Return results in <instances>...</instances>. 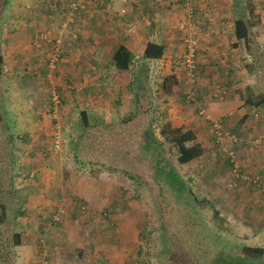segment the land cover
Here are the masks:
<instances>
[{"label":"crops","instance_id":"1","mask_svg":"<svg viewBox=\"0 0 264 264\" xmlns=\"http://www.w3.org/2000/svg\"><path fill=\"white\" fill-rule=\"evenodd\" d=\"M52 1L31 0V3L34 4L32 8L37 10L28 12L29 21L25 23L23 20H19L14 26H6L4 33H2L3 39L6 40V45L1 53L3 62L7 59L5 63L7 68L10 67L8 76L10 78L14 76L16 81L15 94L21 103V110L25 111L27 115H31L28 112L32 113L29 119L32 129L28 134L34 143L39 142V139L42 140L44 134L50 133V126L53 121L44 110L45 103L52 91L62 95L58 123L63 125L65 124L64 120L69 117L68 114H74V109L77 106H95L97 111L102 114L103 109L109 107L106 105L108 100L112 103H120L121 108L125 109L127 113H132L141 105V102L139 104L135 102V97L140 96L142 87L144 92L142 94L145 96L142 108L146 107L147 102L149 108L159 111L155 127H158V124H171L173 127L191 130L196 134L197 141L203 146V149L208 148L209 136L206 132V126L194 114L193 110L198 106L199 111L200 108L204 107L202 105H207L208 103L204 101L206 98L197 92L196 99H191L196 100V105L188 107L182 103L186 96L185 93L189 91V82L183 73L181 62L182 38L189 29L198 35L200 43L199 69L204 79L214 80L219 71L223 77L230 76L232 83L235 84L234 81L239 80V75L236 73L245 71V68L244 60L238 59V56H241L239 48L233 46L235 41L232 38V0H191L194 4L195 13L192 20L187 18V12L185 13L186 10L184 11V7L181 6L183 0H128L127 4L112 2L111 0H94L92 4L93 19H82L64 34L62 58L54 72L48 69V47L43 45L40 49H35L31 45L35 34L49 30V24L58 18L55 17L54 20L48 21L52 5L56 6L58 11L61 10L60 4ZM251 1L256 8L255 14L260 18V24L256 31L257 37H259L257 42H260L258 47L262 51L264 50V39L262 38L263 43L260 39L264 31L260 32V30L264 26V0ZM21 13L16 11L17 15L15 16L19 17L22 15ZM22 17H27V15L23 14ZM76 31L78 32L77 40L69 43L70 34ZM207 31L213 33L211 39H206L204 34ZM149 43L164 46V54L161 59H143L144 51ZM0 46L3 47L1 41ZM121 46L126 48L132 56V65L126 72L118 71L112 60L115 52ZM3 51L6 56H4ZM221 61L224 62L222 65ZM89 75L93 77L92 82L88 80ZM122 78L125 80L121 81ZM167 78H171V80L167 81ZM69 83L76 87V91H81L78 94L79 97H76L77 93L67 86ZM194 85L202 86L199 78ZM89 90L93 91V94H89ZM232 92L235 96L230 102L227 101L225 104L215 106L212 103L208 104L212 115L223 118L228 113L229 116L239 117L238 123L243 127V133L247 136L254 137L261 133L264 123L261 120H257L260 124L254 123L252 118L243 119L245 101L241 99L238 89ZM43 96V102L38 106L37 102ZM259 100L254 99L252 101L256 103ZM123 115L125 114L123 113ZM228 123L231 127L232 123L235 124L234 119L231 117ZM236 130L238 133V128ZM157 132L158 130H156ZM26 143L28 140L25 141L24 146L21 144L15 146V148L19 147V152L16 151L15 154L19 156V160L16 163L18 167L13 170L18 177L14 182V196L12 193L8 196L3 195L2 199L0 198V227L3 226V222L4 224L16 225L14 246L16 261L22 254L26 264H35L42 252L40 242L44 240L53 246L52 250H49L50 255H45L49 258V263L65 264L64 254L57 257L55 254L60 250H66L73 254L77 253L82 248L80 242L86 232L79 229V233L77 232L75 236H72L69 231L75 223L68 216L67 219L70 222L69 227L66 228L69 229H65V233L58 232L54 230L53 226H63L61 221L52 224L51 218L47 217L58 194H68L73 200H75L76 195L78 196L76 192L79 190L78 188L66 186V183L62 185L60 182L59 184V180H56L54 176L62 175L64 171L72 169V167L62 163V156L65 152L57 153L49 151V149L43 151L40 150L43 146L39 145L40 148H37L34 144L31 145L35 148L31 146L29 149L30 144ZM33 148L36 151L34 154L31 151ZM263 148L264 144L261 149ZM263 151L261 150L250 160L249 156L245 155L248 160L244 159L242 162L244 170L248 169L247 164L250 162L258 165L263 164L264 157L261 154ZM42 152H44V156L48 152L49 157L41 158ZM33 155L37 157L35 158ZM257 169L247 172H252L253 175ZM90 172L96 171L91 169ZM229 182L226 185L229 187V193L226 197H222L227 203L228 212L224 216V221H231L232 224L237 220V216L241 219L237 210L232 209L233 206L241 209L249 203L251 210H255L259 204V199L264 200V195L260 196L261 192L241 184V186L236 184L234 189L231 187V179ZM13 197L17 203H20L18 208H21L26 216H17L15 209L14 220L8 213L3 220V204L5 202L12 203ZM69 204H72V215L77 219L79 216L76 214L77 203H73L71 199ZM229 205L231 206L230 209ZM24 206L25 209H23ZM247 215L250 216L245 217L246 220L247 218H255L253 213L252 215L247 213ZM75 227L77 226L75 225L73 228ZM56 242L59 245H56ZM65 243L67 246L63 247ZM42 254L46 253L43 251ZM68 264H76V262L71 260Z\"/></svg>","mask_w":264,"mask_h":264},{"label":"rangeland","instance_id":"2","mask_svg":"<svg viewBox=\"0 0 264 264\" xmlns=\"http://www.w3.org/2000/svg\"><path fill=\"white\" fill-rule=\"evenodd\" d=\"M3 1L5 2L3 3ZM114 2L127 4L128 0H125V3L121 1ZM3 4L4 6L2 7ZM33 5L34 4L31 3V0H0V41L3 46L1 47V53L2 49L6 45V40H4L2 36L5 27L8 25L14 26L19 20H23V22L27 23L29 21L28 12L37 10L36 8H32ZM181 6L184 7L185 11L186 9L183 2ZM16 11L22 12L21 14L27 15V17H22V15L19 17L15 16L17 15ZM262 31H264V26L260 32ZM189 34H193L194 39H196L198 47V60L200 45L199 37L195 32L189 29L186 35L184 33L185 36H183L184 38L182 39L184 40L189 36ZM204 35H206V39H211L213 33L207 31ZM262 38L264 39V33L260 39L263 43ZM257 40H259V37L256 38V43L257 45H260L258 44L260 42H257ZM182 51H185L184 45ZM4 56H6L5 52ZM240 58L242 60L245 59L248 63H252L253 61L252 55L249 52H244V55L241 54V56H238V59ZM6 60L7 59H5L3 64L0 65V104L3 112V121L0 123V166L8 172H11L13 169L18 167L16 163L19 160V156H16L15 154L16 151L19 152V147L15 148V146L18 144L24 146V143L21 141V143H19V140L14 141L17 137L23 136L26 141L28 140V143L30 144L28 146L29 149L33 146L31 144H34L37 148H40L39 145L43 146L40 150L45 151V149L50 147L49 143H53L54 134H59V137L62 135V138H59L61 144L63 143L65 145V148L62 149V152H65L62 156V163L64 165H70L72 169L64 171L62 175L57 174L54 176L56 180H59V184L60 182L62 185L66 183V186L78 188L79 190H76L78 196L76 195L75 200H73V198H70L68 194H58L55 198L56 202H54L51 206V212L47 218H51V221L55 218L57 222L53 223L61 221L63 226H53L54 230H57L58 232L65 233V229H69L66 228L69 227L68 224L70 222L68 221L67 216L75 223L73 224V227L75 225L77 226L75 228H70L69 233L72 236H75L77 232L79 233V229H81L82 232L85 231L86 235L81 240V244H79L82 247L88 245L89 243H93L95 245L94 247L96 248V251L94 257L96 264H162L164 258L160 256L161 251L158 248L157 242L154 240L149 243L140 236L145 226L154 229L159 221L169 223L173 226L175 222V214L176 216H181L180 222L182 221L181 229L177 231L176 238L181 241L182 246L186 245L188 239V245L193 250H189L191 254L188 253L187 257L195 255L202 260L210 259L212 252L216 249L215 242L217 235L215 228H218V226L221 227V230L219 231V239L222 240V242L220 243H222L223 246L228 247L226 249H236L244 246L264 248V200L259 199V204H257L255 210H251L249 203L241 209L233 206L232 209L237 210V214L241 216V219L237 216V220L232 224L231 221H224L223 223L225 224H220V221L215 219L216 215H214V209L219 210L221 213V215L219 214V217L222 220H225L224 216L228 214L226 207L227 203L224 202V198L222 196L226 197L229 193V187L226 185L230 183V179L231 187L234 189L236 188V184L238 186L243 185L247 188L253 189L254 191L261 192L260 196L264 195V163L258 165L257 163L250 162V164H247L248 169L246 170H244V166L242 165L244 159L248 160L245 155H248L250 160L254 158L255 155L260 153L261 150H264V148L261 149L264 141L262 142L261 147H258L253 153L248 152V148H244L247 147V144L253 141V139L263 136L264 128L261 129V133L255 135L254 137L247 136L243 133V127L240 123H238L239 117L235 118L234 116H229L227 113V116L218 118L213 116L211 113L212 111L208 108L209 103H212L215 106L217 104H225L227 101L230 102V100L235 96L232 94V91H235V89H238V91H244L247 89L249 94L252 93L254 95L253 97L256 100H259V94L264 93V76L260 80H255L251 77V75L247 74L246 70L241 72L239 71L236 73V75H239V83L233 84L230 76L223 77L218 71L214 80L207 78L204 79L202 76H199V82L202 86H195L193 83L189 82V91L185 93L186 96L182 103L188 107L196 105V100L191 99H196L197 92L199 95H204L203 97L206 98L204 101L208 104L202 105L204 107L200 108L199 111L198 106L193 108V110L197 117L200 116V120L206 126V132H208V136L210 138L208 137V148H204L205 154L199 160L184 168L177 166L178 171L187 181L188 178L191 179V182L188 181L189 188L192 189V192H194L197 199L196 205H191L190 208L183 210L187 206L183 207L182 202L173 201L172 203L170 200L171 197L166 194V191H164L161 195L159 191L157 192L156 186L153 185L152 180L150 179L151 170L147 160L135 161V167L132 169L131 159L128 167L124 166L120 163V161L113 160L116 155L112 156L111 149L117 147L119 150V147L115 144V142H111L114 135L118 134L122 137H128L131 135L137 139L140 133L139 130L141 129L140 126L142 124L158 119L157 116H159V111L149 108L147 102L146 107L144 109L142 108L143 101L145 100V96L142 94L144 93L143 91L140 93V96L142 95V100L140 101L141 105L139 109H136L132 113H127L125 109L121 108L120 103H112L108 100L106 105L109 107L103 109L102 114L97 111L95 106H77V108L74 109V114H68L69 117L64 120L65 124H61L62 126L58 123L60 114L56 121L49 116L53 121L51 122L50 133L44 134L42 136V140L39 139V142L34 143L33 139L30 138V135L28 134V132L32 129L30 124L31 120L29 121L32 113L28 112L31 115H27L25 111L21 110V103L18 96L15 94L16 81L14 76L11 78L8 76L10 67L7 68V64L5 63ZM222 63L224 62L221 61V65ZM262 69V73L264 74V66ZM185 72L186 71L183 69V73L186 76ZM88 77V80H91L92 82L93 77L91 75ZM124 80L125 78H122L121 81ZM255 85H259L261 88L260 93H258L256 88H253ZM67 86L71 88L70 90L73 89L75 93H77L76 97H79L78 94L81 92L80 90L76 91V87H74L71 83ZM89 94H93V91L89 90ZM241 95L242 94H240V96ZM187 96H189V98H186ZM108 97L110 99V95ZM43 98L44 96L41 97V99L39 98V102H37L38 106L42 104ZM81 111L87 113L89 121L99 120L103 126H100L96 135L93 136L94 143H92V145L94 146L95 152L91 153V155H96L98 159L102 157L106 161L105 164H108L111 160H113L114 164L121 165L118 166V171H109L107 168H103L101 170L94 169V171L97 172V175L93 176L90 172L91 166L89 160L87 159V152L81 155L82 160L80 161L79 166L73 162V154L69 147V141L73 139L71 134L75 135L80 130ZM123 113L125 115H123ZM243 113L245 115L243 119L252 118L254 123H258L257 120H261L264 123V109L261 106H254L251 108L247 105H243ZM231 117L234 119L235 124L232 123V126L230 127L228 120ZM125 119H132L133 121L126 125H120L121 121L124 122ZM212 123H217L223 130L233 133L242 141L241 145L243 146L236 147L234 149L239 167L238 175L241 178L234 176L232 173V166L228 162L226 152L223 151V148H219L217 144L214 143V139L210 136L209 129L211 127L210 124ZM104 125L106 126L104 127ZM236 128L239 130L238 133ZM11 140H13V142H11ZM12 145L13 149L10 148ZM34 148L31 150L33 154L36 152ZM132 150L135 151V148L132 145H129V150L124 149L127 153H130ZM10 151H12L11 155ZM98 153L101 155L98 156ZM165 153L168 158L171 157L168 152ZM261 154L262 157H264V151L261 152ZM33 156L35 158L37 157L36 155ZM46 157L48 158L49 156H41L43 159ZM255 168L259 169H257L256 173L253 175L252 172H247L249 170L255 171ZM122 169H126L130 173H133L136 177L139 176V180L143 184H132L129 180L123 178L124 176H122V172H120ZM11 175L17 174H1L0 178L3 176L1 179H6L9 182ZM243 177H245V181L243 180ZM8 185L9 183H6L4 188L1 187V191L5 195H7L8 190L6 192L4 189L9 188ZM71 199L73 203H77L78 205V209H76V214H79L77 217L78 220L72 215V204H69ZM198 201L202 202L199 203ZM166 202L172 203L171 206L166 207ZM19 204L20 203L16 204L15 202H5L3 207L6 216L8 213L14 220L13 214L15 209L17 216H26L25 212H23L21 208H18ZM212 207H214V209H212ZM228 207L229 209L231 208L230 205ZM23 209H25V206ZM247 213H250L251 215L253 213L255 218H247L246 220L245 217L250 216L247 215ZM16 230V225L13 226L11 224L7 225L6 228L0 227V264H23L25 261L22 254L19 258H17V261L15 258L14 246L16 241ZM86 242H88V244H86ZM55 244L57 245L58 243L56 242ZM40 245L42 246L40 248L42 249V252L35 264H38V261L43 257H45L48 261L49 258L45 255H50L49 250H52L53 248V246H50L44 240L40 242ZM65 246H67L66 243L63 247ZM140 248L144 253L142 256L138 257L137 253ZM43 251L46 254H42ZM63 251L60 250L55 254V256H62L61 254H64L66 260L65 264H68L71 260L75 261L76 253L73 254L72 252L68 253L66 250ZM221 251L225 250L222 249Z\"/></svg>","mask_w":264,"mask_h":264},{"label":"trees","instance_id":"3","mask_svg":"<svg viewBox=\"0 0 264 264\" xmlns=\"http://www.w3.org/2000/svg\"><path fill=\"white\" fill-rule=\"evenodd\" d=\"M57 2L60 4V11L57 10L56 6L52 5L49 11L50 15L48 19H54L55 14H61L64 11V7L66 6L68 0H53L52 2ZM5 1H3L4 3ZM193 3V2H192ZM194 5V4H193ZM4 4L2 5V7ZM233 7V26H232V38L234 39V47L239 48V51L242 55L244 52H249L252 55L253 61L252 63H248L244 59V68L247 71V74L251 75L255 80L262 79L264 74L262 73L264 66V51L258 47L256 43L257 31L256 28L260 24V18L255 14V6L251 0H232ZM1 12V9H0ZM61 12V13H59ZM48 14V13H47ZM195 13L189 19L194 18ZM49 21V20H48ZM75 26V25H74ZM74 26H72L69 30H71ZM70 38V37H69ZM71 39V38H70ZM69 39V43L72 41ZM32 45V42H31ZM33 47V46H32ZM164 46L158 45L154 43H149L146 46V49L143 54L144 60H157L161 59L164 54ZM246 56V54H245ZM113 65L120 72H126L129 70L132 65V56L129 51L124 47H119L113 56ZM262 61V62H261ZM182 68L186 71L187 80L189 81L188 71L183 66V58L181 57ZM3 64V57L1 55V46H0V65ZM199 60L196 61V67L192 71L193 77L195 81L198 80L199 76H202L201 71L199 69ZM200 74V75H199ZM167 81L171 80V78H167ZM239 80H235L234 83L238 84ZM256 88L258 93L261 92V88L259 85L253 86ZM142 92V87H141ZM241 95V99L245 101V104L249 107H259L261 106L264 109V93H260V100L258 102H253L255 98L251 93L249 94L248 90L239 91ZM246 94V95H244ZM62 97V95H61ZM142 100L141 96L135 97V102L137 104ZM200 118V116H199ZM3 121V112L0 104V123ZM80 130L75 135L71 134L72 140L69 141V147L73 154V162L79 166L80 161L82 160L81 155L87 152V159L90 162L91 169L101 170L103 168H107L109 171H118V166L114 164L113 160L120 161L124 166L128 167L130 165L129 161L131 159L132 166L135 167V161H148L149 168L151 170L150 179L152 180L153 185L156 186L157 192H160V195L166 191L171 197V201L182 202L183 207L187 206L185 209L190 208L191 205H196V195L192 192V189L189 188L188 181L191 182V179L188 178V181L182 176V174L178 171L177 166L179 167H187L191 164L195 163L199 160L204 154L203 146L197 141L196 134L191 130H185L182 127H173L171 124H158V127H155V123L157 120L146 122L142 124L139 130V136L136 139L129 135L128 137H122L121 135H114V138L111 142H115V144L119 147H114L111 149L112 156H115L110 163L105 164V159L100 157L97 158L96 155H91L94 151V146L92 145L93 136L99 130V127L102 126L99 120L89 121V117L86 112H80ZM132 119H125L124 122L121 121L120 125L129 124L132 122ZM106 125H104L105 127ZM103 127V126H102ZM122 127V126H121ZM156 130L158 132L156 133ZM103 137V136H102ZM62 138V135L59 137ZM21 141L25 143V139L23 136L17 137L14 141ZM55 134L53 137V143H49L50 147L49 151L54 145ZM13 142V140H11ZM13 144V143H11ZM129 145L134 146L135 151H131L127 153L124 149L129 150ZM65 145L61 144L60 151L57 153H61L62 149H64ZM13 149L12 147H10ZM47 149H45L46 151ZM171 155L170 158L167 157L166 153ZM44 152L41 154L43 155ZM12 151H10V155ZM48 152H46L45 156H48ZM101 155L98 153V156ZM44 156V155H43ZM229 162V161H228ZM230 164V162H229ZM231 165V164H230ZM130 169V170H131ZM123 178L129 180L132 184L142 185L143 183L139 180V176L136 177L133 173H130L126 169H122ZM6 173H14L13 171H6L0 166V175H5ZM93 176L97 175V172L91 173ZM18 175H11L8 180H2L3 176L0 178V198L2 199L5 195L1 190L6 186V183H9L8 187L4 189L6 192L8 190L7 195H11L13 193L14 196V182ZM2 187V188H1ZM150 191V190H149ZM0 199V200H1ZM13 202L18 204L13 197ZM201 203L202 201H198ZM172 203H165L166 207L171 206ZM214 209V207H212ZM3 211V220H5L6 213L4 208ZM183 214V213H182ZM219 210L214 209L215 219L220 221V224L223 223L219 217ZM176 217V218H175ZM181 216H174V224L173 226L169 223H165L163 221H159L156 224L154 229L150 227L143 228V232L141 233V238H144L149 243L152 241H156L158 244V248L161 251L160 256H162L163 263L162 264H264V248L262 247H239L236 249H226L228 247L223 246L222 240H220L219 231L221 227L215 228L216 230V249L212 252L210 259L202 260L195 255H190L187 257L189 250L193 251L191 247L188 245L189 240L187 239L186 245H181V241L176 238L177 231L181 229L182 221L180 222ZM53 222H57L55 218L52 219ZM55 224V223H54ZM169 224V225H168ZM7 225L4 224L2 228H6ZM12 225V224H11ZM158 225V227H157ZM12 227V226H11ZM95 245L93 243H89L88 245L80 248L76 253L75 262L76 264H94L95 261ZM187 246V248H186ZM224 249L225 251H221ZM143 250L140 248L137 253L138 257L143 255ZM191 254V253H190ZM209 254V253H208Z\"/></svg>","mask_w":264,"mask_h":264},{"label":"built area","instance_id":"4","mask_svg":"<svg viewBox=\"0 0 264 264\" xmlns=\"http://www.w3.org/2000/svg\"><path fill=\"white\" fill-rule=\"evenodd\" d=\"M93 1L94 0H68L66 6L64 7L63 13H61L59 16L57 13L55 14L54 18H58L54 22L49 24V30L35 34L32 41V46L35 49H40L44 45L49 49V71H56L58 62L62 58L65 42L64 34H66L72 26L76 25V23L80 22L82 19H93ZM111 1H121L125 3V0ZM183 2L188 15L187 17L191 18L194 13V5L191 0H183ZM70 38L71 41H76L78 38V32L76 31L71 33ZM183 45L185 46V51L183 52L182 56L183 66L188 71L189 81L193 83L195 81V78L193 77L192 71L196 67L198 48L196 39H194L193 34H189V36L183 40ZM61 106V95L56 91H52L45 103L46 114L56 121L58 119ZM210 126L211 127L209 129V134L214 139V143L217 144L219 148H223V151L226 152V156L232 166V173L234 174V176L240 177L238 175L239 167L237 164L236 152L234 149L236 147L243 146L241 145L242 141L238 139V137L233 133L223 130L217 123H212L210 124ZM263 141L264 135L253 139V141L249 142L247 144V147L244 148H248V152L253 153L258 147H261ZM60 149L61 142L59 139V134H55L54 145L52 146L50 151L57 152L60 151ZM244 179L245 177H243V180ZM38 264H49V262L45 257H43L38 261Z\"/></svg>","mask_w":264,"mask_h":264}]
</instances>
